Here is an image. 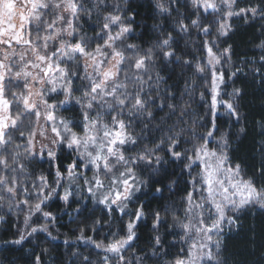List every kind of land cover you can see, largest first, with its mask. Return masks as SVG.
Listing matches in <instances>:
<instances>
[{
	"label": "snow or ice",
	"instance_id": "1",
	"mask_svg": "<svg viewBox=\"0 0 264 264\" xmlns=\"http://www.w3.org/2000/svg\"><path fill=\"white\" fill-rule=\"evenodd\" d=\"M237 2L168 0L165 6L163 0H157L156 6L169 20L171 31H164L162 23L154 25L160 29L158 37L143 47L128 43L134 22L128 0H0V206L6 203L9 209L15 207L25 212L23 230L14 243L19 244L38 231L48 232L47 223L32 226L29 222L36 213L55 220L44 207L61 189L67 203L71 192L65 187V180L83 181V185L76 187L103 205L109 215L113 211L121 216L129 214V202L144 185L141 170L166 164L168 161L157 155L165 151L173 161H187L182 171L189 172L192 185L183 197L184 219L174 217L183 231L181 243L186 247L167 264H227L224 237L239 228L238 214L250 208L264 210V183L247 176L242 165L233 161L228 131L218 139L215 135L221 105L230 117L241 119L238 109L243 89L233 88L229 93L223 88L243 68L228 72L226 79L225 64L231 63V45L221 50L217 40L208 37L228 36L233 17L264 20V7L257 4L238 8ZM189 5L195 19L182 10V6ZM93 15L98 30L89 36L82 31V17L91 19ZM193 32L200 38L204 56L182 58L177 54L178 46ZM258 47L264 48V42ZM161 62L165 66L182 64L192 72L183 92L165 88L163 100L159 87L153 86L163 78L152 71ZM259 62L264 64V55ZM251 71L264 77L260 68L253 67ZM196 77L206 81L210 97L211 127L204 133H197L196 121L189 123L186 119L191 111L189 102H169L176 100L177 95L191 97L193 93L204 100V92L197 91ZM59 96L63 99L57 100ZM70 104L80 106L78 121L58 114L67 111ZM153 106L159 111L165 107L169 110L166 117L160 118V125L153 123L157 119ZM173 117L175 121L168 124ZM137 124L143 127L139 134H134ZM181 124L187 127L182 128ZM153 128L157 132L166 130L165 137L159 143L144 144L148 139L146 133ZM185 131L193 139L186 137ZM182 141L192 143V148L178 151ZM210 141L216 146L210 147ZM132 147L140 151L133 155L129 150ZM64 149L75 155L64 172L55 166L51 184L44 174L32 179L26 162L47 158L51 169L58 152ZM260 151L264 153V143ZM193 167L199 169L194 176ZM88 172L92 174L89 176ZM255 174L264 176V166L257 168ZM161 191L156 188V192ZM132 214L134 219L127 222L122 237L104 243L93 236L86 237L81 229L77 239L99 250L100 264H132L125 253L138 238L136 227L145 215L144 206L141 204ZM154 216L153 228L157 229L162 218L159 212ZM95 223L93 233L106 226L100 220ZM107 226L111 227V223ZM107 235L118 237V231ZM154 239L151 256L165 255L160 237ZM156 247L161 250L159 253ZM72 255L81 257L78 252ZM145 258L133 253L137 264ZM81 259L83 264H95L88 256ZM34 264H41L40 256L35 257Z\"/></svg>",
	"mask_w": 264,
	"mask_h": 264
},
{
	"label": "trees",
	"instance_id": "2",
	"mask_svg": "<svg viewBox=\"0 0 264 264\" xmlns=\"http://www.w3.org/2000/svg\"><path fill=\"white\" fill-rule=\"evenodd\" d=\"M123 2V0H121ZM167 6L168 0H163ZM157 0H132L128 1L130 12L134 14V22L131 24L133 34L128 37V43L149 46L156 41L160 29L154 25H164V31H170L169 24L166 22V17L162 15L157 8ZM188 15L195 19L192 15L191 6L185 8ZM111 11V9H108ZM173 17L175 13L173 12ZM142 18L145 21L144 26L139 25L136 21ZM84 27L83 32L89 36L95 34L98 30L95 27L96 17L93 15L91 19L82 17ZM188 22L187 20L185 21ZM232 31L225 40L222 37L212 36V39L217 40V46L223 50V47L231 45L232 57L231 60L236 62V67L243 68L242 73H238L237 77L233 78L225 87V91L231 92L233 88L243 89V95L240 98L241 119L233 120L231 124L232 133L229 137L231 148L230 156L234 162H238L245 169L247 176H252L258 183H264V176L256 173V169L264 166V153L260 151L261 144L264 143V77L252 73L253 67L260 68L264 71V64L259 62V57L264 55L261 48L255 49V45L261 40V33L256 22L251 20L242 21L237 24H232ZM174 47H177L174 45ZM177 54L182 58H188L191 55L203 57L204 52L200 49V38L193 32L191 38L184 37L181 45L178 46ZM187 54V55H186ZM241 61H245L244 64ZM255 61V63H253ZM225 78L227 79L230 72L229 64H225ZM228 65V66H227ZM153 72H158L163 78V81L153 86H158L160 89L161 100L164 99V89L167 88L171 92H183L185 82L192 78L191 70L184 67L182 64H169L165 66L163 62L159 63ZM82 74V73H81ZM198 82V92H204L205 99L201 100L195 93L191 97L177 95L176 100L169 101L179 103L181 99L191 104V111L186 119L196 121L195 127L197 133H204L210 127V117L208 115V100L210 99L208 92L205 89L206 81L196 77ZM77 96L80 93H76ZM155 96L156 93H153ZM157 103H160L158 100ZM157 113V119L154 124L160 125V118L166 117L168 109L165 107L163 111H159L155 106L152 108ZM80 109L77 105L68 107L67 111L62 110V115L69 120L80 119ZM172 120H168V124H172ZM216 124L218 128L228 124L220 116H216ZM142 125H134V134H139ZM151 127V125L149 126ZM180 127L186 128V124H181ZM244 131L241 132L240 129ZM76 131H81L80 128H74ZM148 139L144 144L152 145L159 143L166 135L165 132H157L155 128L151 133H146ZM184 135L189 139H193L191 134L185 131ZM20 142V141H17ZM192 143H184L177 149L183 152L185 149H191ZM132 154L140 151L137 147H132ZM191 153H189L190 155ZM157 155L164 157L168 162L158 169L141 170V178L144 185L140 192L136 193L133 201L128 204L129 214L121 216L118 212L113 211L110 215L105 210L103 205L97 204L90 198V194L82 189L71 191V198L66 202L62 200L52 199L45 208L51 209L56 213L55 220L51 218L46 220L41 214L38 216L36 223L43 225L45 221L49 225L48 232L41 231L36 235L35 241L30 244L20 245L14 243L16 240L18 219L24 217L25 212L17 208L9 209L6 203L0 206V264H34L36 256H40L41 264H83L82 256L90 257L95 264H100L99 250L87 244L83 240H78L80 230L84 231V235L93 236L97 241L108 243L111 239L119 238L125 235V226L127 222L134 219L132 213L140 207L144 206V217L138 222L137 239L134 246L129 249L125 255L132 260V264H137L133 259V253L141 256H147L140 264H167L172 260L186 245L181 243L183 236L182 229L178 226L174 217L184 219L182 209L183 197L192 189L189 184L191 176H186L185 173L179 174L185 161H173L169 158L167 152L159 151ZM74 160L73 154L68 150H62L56 159V166H59L60 171L64 172L65 166L72 163ZM26 166L32 172V179L43 174V166L40 160H33L30 163L26 162ZM198 172L196 169L192 171L194 176ZM255 174V175H254ZM176 178V179H174ZM176 182L173 184V182ZM83 185V184H82ZM171 185V188L169 187ZM173 186L177 192L173 191ZM156 188L162 189L161 192H156ZM23 198V197H21ZM34 201V198L32 200ZM76 209H80L79 212ZM159 212L161 223L157 229L153 228L155 222L154 213ZM239 228L229 232L225 239L224 257L227 264H264V210L247 209L239 213ZM105 222L102 230L96 233L91 231L96 227V221ZM111 223V227L107 223ZM117 232L118 237H111L109 232ZM51 233V235H49ZM159 236L165 255L152 257L151 253L154 250L155 237ZM55 237V239H53ZM67 241V243H65ZM46 250V251H45ZM159 253V247L155 248ZM78 252L81 257H74L72 253Z\"/></svg>",
	"mask_w": 264,
	"mask_h": 264
},
{
	"label": "rangeland",
	"instance_id": "3",
	"mask_svg": "<svg viewBox=\"0 0 264 264\" xmlns=\"http://www.w3.org/2000/svg\"><path fill=\"white\" fill-rule=\"evenodd\" d=\"M128 1H132V0H128ZM135 1H137V0H135ZM164 3V5H165V2H163ZM257 4H259L261 7H264V0H238V2H237V7L238 8H244V7H249V6H252V5H257ZM166 6V5H165ZM182 10L183 11H186L185 10V8L182 6ZM209 19H211V17H209ZM245 20V19H244ZM248 20H251V22H256V24L259 26V30H260V33H261V40L259 41V44L258 45H261V43L262 42H264V20H261V19H259V18H256V19H253V18H251V17H248L247 18V20H245V21H248ZM240 21H242V18H240V17H233L232 19H231V21H230V23H231V27H232V24H237L238 22H240ZM137 23H139V25H142V26H144V23H145V21H143L142 20V18H140L138 21H136ZM166 22L169 24V20L166 18ZM233 29V28H232ZM170 31H171V29H170ZM232 31V30H231ZM230 31V32H231ZM230 32H229V34H230ZM158 34H159V32H158ZM228 34V35H229ZM224 38V40H225V38L226 37H222V39ZM208 39H212V37H208ZM258 45L256 46L255 45V49H258V48H261V47H258ZM225 47H223V49H224ZM215 50V49H214ZM261 50H263V52H264V48H261ZM228 66V65H227ZM229 66H230V71H233V69H234V67L236 66V62H234V61H232L231 60V63H229ZM225 67H226V65H225ZM223 90L225 91V87L223 88ZM230 93V92H229ZM224 99H228L229 97L228 96H224L223 97ZM56 99L57 100H62L63 99V97L62 96H59V97H56ZM72 105H76V104H70V105H68L67 106V108L68 107H71ZM77 107H79V109H80V106L79 105H77ZM80 111H81V109H80ZM62 110L58 113L59 115H62ZM217 115L218 116H220V118H222L225 122L226 121H228V124L227 125H224V126H222L221 128H218L219 130L216 132V137H217V139L219 138V136H220V134L221 133H223V132H225V131H228L229 132V137H230V135H231V133H232V130H231V124H232V122H233V120L235 119L234 117H230L228 114H227V112H226V110H225V108H224V106L223 105H221L219 108H218V110H217ZM216 145H215V143L214 142H211L210 141V147H215ZM131 149V148H130ZM129 149V150H130ZM70 151V150H69ZM71 152V151H70ZM130 152L132 153V150H130ZM60 152H58V154H59ZM72 153V152H71ZM58 154H57V156H58ZM73 154V156H74V159H75V155H74V153H72ZM133 155H135V154H133ZM56 159H57V157H56ZM41 161V164H42V168H43V174L45 175V176H47V178H48V182L51 184L52 183V181L55 179V176H54V172H55V166H56V161H55V165L54 166H52L51 167V169H50V165H49V163L47 162V158H45V159H42V160H40ZM77 163H79V161H77ZM187 163V161L185 162V164ZM185 164H183V166H182V168L180 169V171H179V174H182V173H185V175L186 176H189V172L187 171V170H183L182 171V169H184V165ZM194 169H196L197 171H199V169L198 168H195V167H193V170ZM192 170V171H193ZM92 173L91 172H88V175L90 176ZM174 179H176V178H174ZM175 182V181H174ZM63 183L65 184V187L71 192V191H73V190H75L77 187H76V185L77 184H80V185H82L83 184V181H81V180H76L75 181V183L72 181V180H65V181H63ZM176 183V182H175ZM175 183H173V184H175ZM189 184H191L190 182H189ZM70 186V187H69ZM78 189V188H77ZM192 190V189H191ZM190 190V191H191ZM173 191L174 192H177V190H176V187L175 186H173ZM65 193H64V190L63 189H61V190H58L57 191V193L56 194H54L53 196H52V198L50 199V200H48L47 202H46V205L52 200V199H54V200H62V201H64L63 199H62V197H63V195H64ZM187 195V194H186ZM185 195V196H186ZM184 196V197H185ZM71 198V196H69V199ZM35 201V200H34ZM65 202V201H64ZM46 207V206H45ZM44 207V211H46V212H51L52 214H53V216H56V213L53 211V210H51V209H47V208H45ZM251 209V208H250ZM252 209H259V208H252ZM261 210V209H260ZM40 215V213H36L33 217H32V219L30 220V224L32 225V226H39L37 223H36V221L38 220V216ZM23 218L24 217H22V218H19L17 221H18V224H17V232H16V240L19 238V232L21 231V230H23ZM50 218H48V219H46V220H49ZM44 222V224H46V222L45 221H43ZM137 227H138V222H137ZM137 227H136V232H137ZM30 230V229H29ZM39 232H41V231H38V232H36V233H34V234H32L31 236H28L23 242H21V243H19L21 246L22 245H26V244H30V243H33L34 241H35V238H36V235L39 233ZM229 232H227V234H228ZM226 234V235H227ZM80 234H78V236H79ZM226 235H225V237H226ZM225 237H224V239H225ZM15 241V240H14Z\"/></svg>",
	"mask_w": 264,
	"mask_h": 264
}]
</instances>
